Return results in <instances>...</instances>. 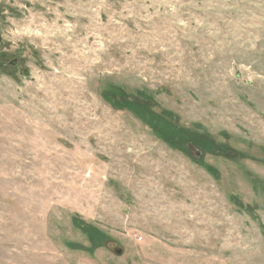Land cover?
Here are the masks:
<instances>
[{
    "label": "rangeland",
    "instance_id": "374dc122",
    "mask_svg": "<svg viewBox=\"0 0 264 264\" xmlns=\"http://www.w3.org/2000/svg\"><path fill=\"white\" fill-rule=\"evenodd\" d=\"M0 264H264V0H0Z\"/></svg>",
    "mask_w": 264,
    "mask_h": 264
}]
</instances>
